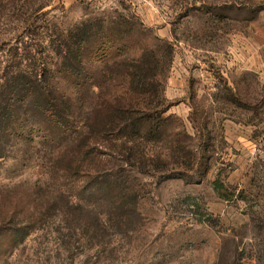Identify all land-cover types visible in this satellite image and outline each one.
I'll return each mask as SVG.
<instances>
[{
  "label": "rangeland",
  "instance_id": "374dc122",
  "mask_svg": "<svg viewBox=\"0 0 264 264\" xmlns=\"http://www.w3.org/2000/svg\"><path fill=\"white\" fill-rule=\"evenodd\" d=\"M83 22V70L43 54L60 123L2 137L0 264H264V0H0V76ZM150 51L136 96L122 63ZM129 100L154 133L87 127Z\"/></svg>",
  "mask_w": 264,
  "mask_h": 264
},
{
  "label": "trees",
  "instance_id": "16d2710c",
  "mask_svg": "<svg viewBox=\"0 0 264 264\" xmlns=\"http://www.w3.org/2000/svg\"><path fill=\"white\" fill-rule=\"evenodd\" d=\"M92 30L90 22H83L66 34H56L53 31L49 39L46 38L40 46L37 45L40 49L31 48L25 51L24 47L14 48L12 60L16 62L18 68L14 71L3 70L0 76V157L6 154L5 144L1 143V140L6 136L9 122L13 117L25 114L45 118L52 126L60 123L64 114V109H61L64 95L58 93L50 83L51 65L43 56L44 50L53 52L60 59L59 63L52 66L65 68L71 74H78L84 68L83 49L90 41ZM156 61L151 51L141 54L138 58L123 61L122 66L127 69L125 80L129 92L136 96L154 93L155 74L152 73ZM158 96L161 98V94ZM132 101L109 104L105 113L101 114L104 118H101L98 111L94 112V118L87 127L94 129L96 126H102V130L118 129L126 134L129 127L140 131L147 129L146 125H148L151 127L147 130L154 133V125L142 120L141 116L135 117L143 111L141 109L143 103ZM127 144L124 142L122 145L128 149ZM217 186V188L221 187L219 183ZM235 258L236 261L241 262L242 258L239 256Z\"/></svg>",
  "mask_w": 264,
  "mask_h": 264
}]
</instances>
